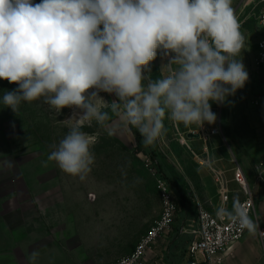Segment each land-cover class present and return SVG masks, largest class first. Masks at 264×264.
<instances>
[{
	"label": "clouds",
	"instance_id": "9594fccd",
	"mask_svg": "<svg viewBox=\"0 0 264 264\" xmlns=\"http://www.w3.org/2000/svg\"><path fill=\"white\" fill-rule=\"evenodd\" d=\"M240 27L232 0H0V79L18 84L2 102L15 113L41 98L57 115L73 109L48 161L84 180L94 163L86 124L115 116L108 134L135 128L146 147L161 137L166 114L185 127L214 124L210 101L225 103L249 79L237 59ZM158 51L168 61L152 80L144 72ZM217 216L258 230L238 197ZM38 256L31 253L33 264Z\"/></svg>",
	"mask_w": 264,
	"mask_h": 264
},
{
	"label": "rangeland",
	"instance_id": "374dc122",
	"mask_svg": "<svg viewBox=\"0 0 264 264\" xmlns=\"http://www.w3.org/2000/svg\"><path fill=\"white\" fill-rule=\"evenodd\" d=\"M250 1L232 0L245 38L237 59L249 79L225 103L214 102L213 112L232 157L253 172L257 165L264 172V71L256 64L262 32L258 9ZM165 63L166 57L158 51L145 77L159 79ZM17 88L18 84L0 79V258L33 264L31 253L38 251L34 264H113L129 255L163 210L154 161L136 150L132 128L109 135L108 128L118 123L115 116L105 126L95 121L84 125L81 130L91 140L94 163L80 180L48 161L52 146L69 131L62 120L74 110L64 108L57 115L41 98L22 102L15 113L3 105L2 97ZM100 96L107 102L116 99L104 92ZM163 123L164 131L153 145L197 210L203 200L197 174L201 156L195 146L177 141L176 125L167 114ZM194 222L184 221L191 223L188 228ZM190 235L185 239L188 243Z\"/></svg>",
	"mask_w": 264,
	"mask_h": 264
},
{
	"label": "crops",
	"instance_id": "0c3cea01",
	"mask_svg": "<svg viewBox=\"0 0 264 264\" xmlns=\"http://www.w3.org/2000/svg\"><path fill=\"white\" fill-rule=\"evenodd\" d=\"M212 111L214 109V102H211ZM176 125V139L184 137L187 145L195 146L197 152L201 156L202 162L197 174L199 178V185L202 189L203 200L199 201V206H204L211 211H216L223 204V195L220 192L219 184L216 180L218 172L223 174L228 200L226 208L231 210L233 207V198L238 197L239 201L246 197V193L239 183L234 178V171L237 166H240L248 181L251 192L258 197L256 210L259 215V220L254 216L252 220L258 224V230L255 235L246 232L245 237L234 243L229 249L228 253L224 254L217 264H264V246L259 235V227L264 226V203L261 200V194L264 190V172L262 177L258 176L256 168L251 171L248 167L239 164L234 157H232L229 147L227 146L224 136L221 132L219 123L214 124L204 123L205 131H212L219 129L217 133L200 134L198 138L188 137L189 132L199 133L198 125H191L185 127L183 124ZM191 138V140H189ZM179 142V141H178ZM208 158L209 162H206ZM188 207L180 212L179 224L173 226V230L168 237L157 243L147 255L146 264H191V258L188 254V242L185 241L191 228H188L184 221L189 222L196 218V210L193 199L190 195ZM192 235V234H191ZM11 258H0V264H12ZM198 264H204L200 262Z\"/></svg>",
	"mask_w": 264,
	"mask_h": 264
},
{
	"label": "built area",
	"instance_id": "2783aa9c",
	"mask_svg": "<svg viewBox=\"0 0 264 264\" xmlns=\"http://www.w3.org/2000/svg\"><path fill=\"white\" fill-rule=\"evenodd\" d=\"M250 3L257 7V22L262 32L261 37L257 41V66L264 71V0H251ZM167 61L168 58L166 57ZM206 126L203 124L199 128L200 134H205ZM217 133L219 129L208 131L209 133ZM181 145H187L184 137L178 139ZM206 162H209L206 158ZM258 176L262 177L261 166H256ZM154 176L159 187L163 210L159 217L155 220L151 230L140 240L135 249L129 254L113 264H146L147 255L158 242L165 240L173 230L174 221L180 216L181 206L175 190L170 184L162 178L156 168ZM234 178L243 188L246 197L241 200V204L248 210V215L252 219L254 216L259 220L257 215L256 204L258 197L251 192L247 177L240 166L234 171ZM216 180L219 184L220 192L223 195V204L220 207H226L228 200L225 180L221 172L217 173ZM261 200L264 203V190L261 194ZM219 207V208H220ZM218 208V209H219ZM195 226L191 228L192 239L188 244V254L191 258V264H217L224 254L228 253L232 245L242 240L247 230H242L238 225L232 224L225 219L217 216V210L211 211L204 206H199L194 222ZM259 235L264 246V226L259 227Z\"/></svg>",
	"mask_w": 264,
	"mask_h": 264
},
{
	"label": "trees",
	"instance_id": "16d2710c",
	"mask_svg": "<svg viewBox=\"0 0 264 264\" xmlns=\"http://www.w3.org/2000/svg\"><path fill=\"white\" fill-rule=\"evenodd\" d=\"M102 28V25H101ZM132 131L135 134V138L137 141V146H136V150L138 152H144L146 154H148L151 159L154 161V165L156 167L157 173L164 178L169 184L170 186L175 190L177 196H178V200L181 206V212H183L189 204V198L187 195V193L183 190V187L181 185V183L176 179V177L173 175V173L171 172L169 166L162 161L159 158V154L156 151L154 145L151 146H144L142 143V137L139 134L138 130L135 128H132ZM192 239V235H190Z\"/></svg>",
	"mask_w": 264,
	"mask_h": 264
},
{
	"label": "water",
	"instance_id": "95a60500",
	"mask_svg": "<svg viewBox=\"0 0 264 264\" xmlns=\"http://www.w3.org/2000/svg\"><path fill=\"white\" fill-rule=\"evenodd\" d=\"M188 137H191V138H198V137H200V133L189 132V133H188Z\"/></svg>",
	"mask_w": 264,
	"mask_h": 264
}]
</instances>
